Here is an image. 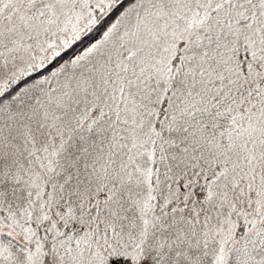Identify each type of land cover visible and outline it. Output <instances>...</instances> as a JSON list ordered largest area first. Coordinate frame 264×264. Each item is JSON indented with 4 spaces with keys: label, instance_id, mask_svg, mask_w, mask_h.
Listing matches in <instances>:
<instances>
[{
    "label": "snow or ice",
    "instance_id": "6c2138e0",
    "mask_svg": "<svg viewBox=\"0 0 264 264\" xmlns=\"http://www.w3.org/2000/svg\"><path fill=\"white\" fill-rule=\"evenodd\" d=\"M0 264H264V0H0Z\"/></svg>",
    "mask_w": 264,
    "mask_h": 264
}]
</instances>
